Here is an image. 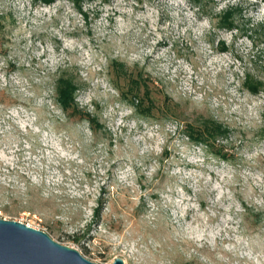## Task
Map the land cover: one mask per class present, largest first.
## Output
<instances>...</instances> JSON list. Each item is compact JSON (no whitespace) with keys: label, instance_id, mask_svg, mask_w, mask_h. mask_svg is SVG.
<instances>
[{"label":"rangeland","instance_id":"1","mask_svg":"<svg viewBox=\"0 0 264 264\" xmlns=\"http://www.w3.org/2000/svg\"><path fill=\"white\" fill-rule=\"evenodd\" d=\"M83 7L0 0V217L99 264H264V0Z\"/></svg>","mask_w":264,"mask_h":264},{"label":"water","instance_id":"2","mask_svg":"<svg viewBox=\"0 0 264 264\" xmlns=\"http://www.w3.org/2000/svg\"><path fill=\"white\" fill-rule=\"evenodd\" d=\"M0 264H99L24 222L0 217ZM113 264H125L117 257Z\"/></svg>","mask_w":264,"mask_h":264},{"label":"trees","instance_id":"3","mask_svg":"<svg viewBox=\"0 0 264 264\" xmlns=\"http://www.w3.org/2000/svg\"><path fill=\"white\" fill-rule=\"evenodd\" d=\"M41 2H45L47 4H51L55 2L56 0H38ZM74 2V5L79 9V11L82 10L83 7V0H72ZM233 13L230 10H227V12L224 14V18L221 20V24L223 27H235V21H233L230 17ZM246 88L252 92V93H260L261 91H264V82L259 80L255 75H252L251 73H246ZM79 89L78 84L74 81L72 77H66L64 75H61L58 84H57V92H58V102L65 108H75L76 109V92ZM90 120H94L90 114ZM210 123V122H209ZM223 125H220L218 123L211 122L210 125H206V128H204L202 131H199L201 133L200 136L195 137L194 139L196 141L203 142L205 144H208L209 141L216 137L219 134L223 133ZM226 158V157H225Z\"/></svg>","mask_w":264,"mask_h":264},{"label":"bare ground","instance_id":"4","mask_svg":"<svg viewBox=\"0 0 264 264\" xmlns=\"http://www.w3.org/2000/svg\"><path fill=\"white\" fill-rule=\"evenodd\" d=\"M35 2H41V1H38V0H34ZM41 3H44V4H47V3H45V2H41ZM54 3V2H53ZM52 4V3H51ZM77 8V7H76ZM78 9V8H77ZM79 10V9H78ZM80 12H82L86 17H87V19H88V17H89V14L87 13V11H85V9H84V7H82V10L80 11ZM221 46H222V49L223 50H227L228 49V47H227V43H226V41H222V43H221ZM247 73H251L250 71H248ZM252 74V73H251ZM253 75V74H252ZM256 76V75H255ZM259 80H261V81H263L264 82V79L263 78H261V77H258V76H256ZM250 93H252V92H250ZM261 93V92H260ZM252 94H259V93H252Z\"/></svg>","mask_w":264,"mask_h":264}]
</instances>
